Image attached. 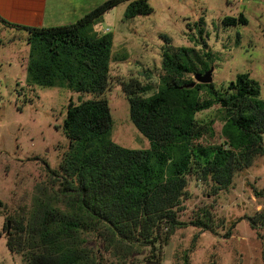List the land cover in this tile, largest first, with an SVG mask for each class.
<instances>
[{
  "label": "trees",
  "instance_id": "obj_1",
  "mask_svg": "<svg viewBox=\"0 0 264 264\" xmlns=\"http://www.w3.org/2000/svg\"><path fill=\"white\" fill-rule=\"evenodd\" d=\"M122 3H129L127 20L152 13L148 0H106L62 27L37 29L0 17V49L3 28L26 34L30 86L94 96L68 104L62 129L70 146L60 170L52 171L61 185L54 194L42 189L29 214L15 219L8 234V249L26 264H134L135 246L151 247L157 257L147 264H161L158 247L168 246L176 230L193 226L218 235L211 208L197 211L189 222L180 220L190 180L218 194L264 156L259 83L243 74L221 89L213 84L184 88L193 83L194 71L167 54L152 95L147 94L153 88L137 79L123 85L131 121L151 148L127 149L112 140L114 122L104 96L111 88L114 39L92 34L89 27ZM224 24L247 25L248 20L240 15ZM216 106L224 140L206 146L200 141L215 136L216 119L197 117ZM251 222L262 226L264 213ZM231 237L229 231L225 239Z\"/></svg>",
  "mask_w": 264,
  "mask_h": 264
},
{
  "label": "rangeland",
  "instance_id": "obj_2",
  "mask_svg": "<svg viewBox=\"0 0 264 264\" xmlns=\"http://www.w3.org/2000/svg\"><path fill=\"white\" fill-rule=\"evenodd\" d=\"M105 1L98 0L97 6ZM128 4H120L89 27L92 34L114 39L111 88L104 98L111 106L115 143L132 150L151 148L131 121L123 85L137 79L153 88L147 94L152 95L160 85L165 54L192 68L193 81L195 74L213 68L217 89L248 74L259 83L258 100L264 103V0H148L152 13L130 20L125 19ZM240 15L247 25L224 24L226 18ZM14 35L8 30L0 49V264H26L7 247V224L11 232L14 220L29 214L42 189L56 193L62 179L52 171L60 170L70 146L62 129L68 104L94 98L30 86V46L26 34L16 33L17 39ZM218 110L216 106L198 114L199 120L216 119L215 136L203 138V145L223 143ZM187 191L180 220L189 222L197 211L211 208L218 235L193 226L176 230L168 246L158 247L161 264H264V224L254 227L251 222L264 213V156L237 174L226 191L214 194L211 186L194 179ZM229 231L232 237L225 239ZM151 257H157L151 247L135 246L130 261L147 264Z\"/></svg>",
  "mask_w": 264,
  "mask_h": 264
},
{
  "label": "crops",
  "instance_id": "obj_3",
  "mask_svg": "<svg viewBox=\"0 0 264 264\" xmlns=\"http://www.w3.org/2000/svg\"><path fill=\"white\" fill-rule=\"evenodd\" d=\"M97 3L98 0H0V17L12 24L37 29L62 27L78 22L98 7ZM8 30L2 29L3 40ZM11 32L17 39L18 35Z\"/></svg>",
  "mask_w": 264,
  "mask_h": 264
},
{
  "label": "water",
  "instance_id": "obj_4",
  "mask_svg": "<svg viewBox=\"0 0 264 264\" xmlns=\"http://www.w3.org/2000/svg\"><path fill=\"white\" fill-rule=\"evenodd\" d=\"M213 68L209 71H207L204 74H195L194 78L195 81H193L192 84L184 86V88H194L197 84H212L213 82ZM10 225L11 223L8 222V228L7 231L10 233Z\"/></svg>",
  "mask_w": 264,
  "mask_h": 264
},
{
  "label": "flooded vegetation",
  "instance_id": "obj_5",
  "mask_svg": "<svg viewBox=\"0 0 264 264\" xmlns=\"http://www.w3.org/2000/svg\"><path fill=\"white\" fill-rule=\"evenodd\" d=\"M7 227H8V224H7ZM7 234H9L8 231H7Z\"/></svg>",
  "mask_w": 264,
  "mask_h": 264
}]
</instances>
